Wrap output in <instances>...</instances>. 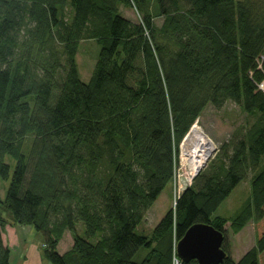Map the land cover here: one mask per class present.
Listing matches in <instances>:
<instances>
[{
    "label": "trees",
    "instance_id": "1",
    "mask_svg": "<svg viewBox=\"0 0 264 264\" xmlns=\"http://www.w3.org/2000/svg\"><path fill=\"white\" fill-rule=\"evenodd\" d=\"M84 40L100 46L88 82L77 62ZM263 85L264 0H0V180L15 161L0 198V264H10L9 218L43 236L51 264H198L176 251L192 225L225 234L229 222L239 233L254 219L255 246L235 261L225 234L221 264H264ZM228 101L252 126L150 235L138 232L173 184L192 125ZM250 171L248 199L233 217L216 216ZM66 232L73 244L60 254Z\"/></svg>",
    "mask_w": 264,
    "mask_h": 264
},
{
    "label": "rangeland",
    "instance_id": "2",
    "mask_svg": "<svg viewBox=\"0 0 264 264\" xmlns=\"http://www.w3.org/2000/svg\"><path fill=\"white\" fill-rule=\"evenodd\" d=\"M125 17L137 21L139 18V13L134 8L123 7L121 12ZM72 11L70 7L66 8V18L71 17ZM163 18L156 19V24L161 25ZM100 51V46L93 40H84L80 43V47L77 54L78 69L80 77L84 82H88L92 76L95 68V63ZM264 88V85L263 87ZM255 121V117L248 115L242 110L239 104L228 101L224 104L222 109H217L214 106L207 105V107L202 112L200 118L192 125L191 128H199V130L204 133V135L211 140V148L213 149V154L208 158L209 160L204 161L203 166L192 171L191 178H187L188 174L186 172L187 166L191 163L193 159L192 151L193 149L186 147L183 141L187 140L185 136L183 141L179 146L178 161L176 163V173L173 184L168 185L164 191L161 193L159 198L153 204V206L147 211L146 217L141 225L138 226V232L150 235L153 229L157 226L159 221L167 213V211L175 206V201L178 194L182 193L183 190L192 185L194 176L208 164L211 158L221 149L225 142L235 141V139L242 138L246 131L252 126ZM210 146V145H209ZM188 159L190 161H188ZM264 159V158H263ZM7 160L13 167L15 161L11 157H7ZM200 164V165H201ZM11 171V175H12ZM254 174L250 171L247 176V180L242 181L237 185L234 191L227 197V199L219 206L215 212L216 216H222L224 218L233 217L238 209L243 205L246 199L251 194V177ZM0 180V198L4 199L11 180ZM228 224L225 227L227 234V248L230 251V255L235 261H239L240 258L245 255V253L251 250L255 246L256 240V224L254 219L249 221V224L245 226L239 233H233ZM38 233V232H36ZM39 238H43L39 234ZM73 242L72 234L66 232L62 241L60 242L58 252L60 254L65 253L69 250V245ZM46 264H51L50 262H45Z\"/></svg>",
    "mask_w": 264,
    "mask_h": 264
},
{
    "label": "water",
    "instance_id": "3",
    "mask_svg": "<svg viewBox=\"0 0 264 264\" xmlns=\"http://www.w3.org/2000/svg\"><path fill=\"white\" fill-rule=\"evenodd\" d=\"M224 238L225 234L212 224L196 223L178 241V258L184 262L196 260L198 264H221L227 256L222 245Z\"/></svg>",
    "mask_w": 264,
    "mask_h": 264
},
{
    "label": "crops",
    "instance_id": "4",
    "mask_svg": "<svg viewBox=\"0 0 264 264\" xmlns=\"http://www.w3.org/2000/svg\"><path fill=\"white\" fill-rule=\"evenodd\" d=\"M36 232L33 227L15 224L9 218L3 231V239L11 250L10 264H46L43 257V238H39L40 235Z\"/></svg>",
    "mask_w": 264,
    "mask_h": 264
},
{
    "label": "bare ground",
    "instance_id": "5",
    "mask_svg": "<svg viewBox=\"0 0 264 264\" xmlns=\"http://www.w3.org/2000/svg\"><path fill=\"white\" fill-rule=\"evenodd\" d=\"M183 144L186 147L193 149V159L186 169V172L188 174L187 178L189 179L192 176L191 172L194 170V167L195 169H198L199 167L203 166V162L209 160L208 158L213 154V149L211 148L212 143L211 140L199 130V128H196V126H194L189 136H187V140L183 141ZM188 161L190 160L188 159Z\"/></svg>",
    "mask_w": 264,
    "mask_h": 264
}]
</instances>
